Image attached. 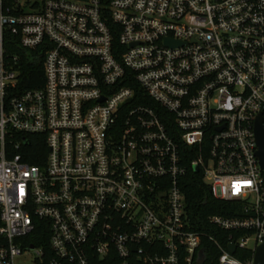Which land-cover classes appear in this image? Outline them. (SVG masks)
Instances as JSON below:
<instances>
[{
    "label": "built area",
    "instance_id": "1",
    "mask_svg": "<svg viewBox=\"0 0 264 264\" xmlns=\"http://www.w3.org/2000/svg\"><path fill=\"white\" fill-rule=\"evenodd\" d=\"M259 115L264 0H0V264H197L206 237L256 264ZM191 171L233 204L223 240L192 227Z\"/></svg>",
    "mask_w": 264,
    "mask_h": 264
},
{
    "label": "trees",
    "instance_id": "2",
    "mask_svg": "<svg viewBox=\"0 0 264 264\" xmlns=\"http://www.w3.org/2000/svg\"><path fill=\"white\" fill-rule=\"evenodd\" d=\"M27 86H40L44 82L42 61L31 62L24 76ZM36 162V161H35ZM185 195H187V209L193 223V229L198 231H206L209 234L215 235L218 240L226 238L227 233L208 223L207 218L211 214L232 215L233 212L229 209L233 204L215 199L210 193L207 183L201 173L194 171L189 172L185 177ZM32 240L36 245H41L45 250H48L49 234L44 230H40L32 235ZM209 239L204 238L203 245L206 250V264H218L217 248L213 246ZM239 253H237V256Z\"/></svg>",
    "mask_w": 264,
    "mask_h": 264
},
{
    "label": "water",
    "instance_id": "3",
    "mask_svg": "<svg viewBox=\"0 0 264 264\" xmlns=\"http://www.w3.org/2000/svg\"><path fill=\"white\" fill-rule=\"evenodd\" d=\"M256 124H257L256 125V138H257L258 145H259V149L257 151V155L260 158V163H261L262 168H264V127H263V124H262L261 115H259V117L257 118ZM229 246H230L231 252H235L236 245H234L232 243ZM32 247H34L33 244H32V246L30 248H32ZM204 261H205L204 252L201 251L200 258H199L197 264H204ZM254 262L256 264H264V243H262L257 248Z\"/></svg>",
    "mask_w": 264,
    "mask_h": 264
},
{
    "label": "rangeland",
    "instance_id": "4",
    "mask_svg": "<svg viewBox=\"0 0 264 264\" xmlns=\"http://www.w3.org/2000/svg\"><path fill=\"white\" fill-rule=\"evenodd\" d=\"M31 259L32 257L26 256L24 258H21L20 260L22 261L23 264H31Z\"/></svg>",
    "mask_w": 264,
    "mask_h": 264
}]
</instances>
